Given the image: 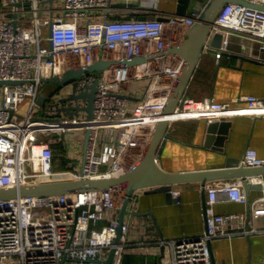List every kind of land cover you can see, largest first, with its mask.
Listing matches in <instances>:
<instances>
[{
    "label": "built area",
    "instance_id": "built-area-1",
    "mask_svg": "<svg viewBox=\"0 0 264 264\" xmlns=\"http://www.w3.org/2000/svg\"><path fill=\"white\" fill-rule=\"evenodd\" d=\"M249 1L264 5V0ZM158 2L136 0L142 6L134 9L111 8L107 0H0V81L21 82L0 85V188L116 177L139 162L183 60L172 54L134 65L119 62L165 50L179 40L178 30L187 32L199 16L195 11L162 16ZM211 30L222 34L216 59L228 51L232 35H245L264 46V11L225 4ZM101 62L119 65L84 73L56 90H44L43 79ZM95 82L91 119L82 111L72 117L58 113L61 107L83 106L81 100L61 104L60 99L73 91L84 93ZM40 95L47 97L42 106L37 104ZM35 109L42 115H36ZM80 113L84 116L78 118ZM234 114L263 116L264 96L246 94L224 102L213 95L202 100L184 95L168 120L203 119L209 124ZM68 131L77 134L65 140ZM55 144L63 147L59 156L68 162L64 169L55 168ZM239 162L245 168L264 167V158L252 147L246 148ZM251 182L264 187L263 176ZM243 185L241 179L204 185L206 229L195 237L167 241L172 264H213V239L257 231L251 222L264 217V192L250 201ZM172 195L178 202L179 192ZM123 196L105 190L0 201V264H104L111 249L112 264H121L131 230L126 216L134 211L136 192L115 243ZM220 201L243 204L249 214H217L213 207Z\"/></svg>",
    "mask_w": 264,
    "mask_h": 264
},
{
    "label": "crops",
    "instance_id": "crops-1",
    "mask_svg": "<svg viewBox=\"0 0 264 264\" xmlns=\"http://www.w3.org/2000/svg\"><path fill=\"white\" fill-rule=\"evenodd\" d=\"M130 2L135 4L136 0ZM173 7L172 0H159L158 14L171 15ZM148 16L140 15V18ZM185 33V29H179L176 37L181 40ZM228 47V51L219 59L215 58V52L202 54L199 66L210 71L212 77L207 78V72L200 73L198 80L189 85L186 96L202 100L213 95L224 102L246 94L264 96V53H261L264 46L261 41L245 35H232ZM223 118L229 120L231 126L221 153L203 146L207 125L205 120L170 123L166 143L156 154L161 168L175 173L221 167L228 157L240 160L247 147L254 148L264 158V115L234 114ZM55 159L59 166L57 169H62L60 159ZM173 191L180 194L178 202L173 197L167 199L164 193L136 192L133 210L144 214L126 216L131 230L121 264H172V250L167 241L195 237L205 231L201 185L197 182L177 184ZM263 192L256 188L250 189L249 200L259 198ZM213 208L221 215L246 214L248 209L243 204L226 201L216 203ZM251 224L257 231L248 236L236 235L230 239L220 237L210 242L213 264H264V217L255 218Z\"/></svg>",
    "mask_w": 264,
    "mask_h": 264
},
{
    "label": "water",
    "instance_id": "water-1",
    "mask_svg": "<svg viewBox=\"0 0 264 264\" xmlns=\"http://www.w3.org/2000/svg\"><path fill=\"white\" fill-rule=\"evenodd\" d=\"M51 2L52 0H48ZM174 2L173 12L178 16H186L189 11L199 13L195 23L189 27L184 37L170 45L165 50L154 53V55H145L142 57L131 58L123 62L126 65H134L137 63L153 60L154 58H163L167 55L177 54L183 60L182 68L180 69L175 81L173 89L166 100L164 109L162 110L159 121L156 123L149 139L146 141L142 157L134 166L116 177H104L100 179H58L50 182H38L32 185H20L12 188H0V201L16 199L18 197H34V196H52V195H69V193H87L112 190L122 192L123 201L118 209L119 212V230L115 243L121 234V225L125 215L128 213L127 207L130 197L133 193L144 190L146 194L164 193L166 198L173 197V187L177 184L197 182L201 185L202 190V208L205 221V190L204 185L215 180L241 179L244 181L243 188L246 195L249 196V191L252 188L264 190V187L258 184H253L251 178L263 176L264 167H243L240 165L239 159L226 158L225 164L221 167L211 169H198L193 171L168 172L161 168L157 160V151L162 147L167 140V130L170 125L169 116L174 113L175 108L179 104V100L186 94V91L192 82L198 80L200 73L207 72V78L212 77L210 71L204 70L199 66V61L204 53V47L208 48L207 52H215L219 49L222 41V34L219 32L212 33L211 27L215 24V20L220 13L221 8L228 3H236L245 5L257 10L264 11V5L254 4L249 0H172ZM137 3H127L123 0H107V6L118 7H135ZM109 9H104V14L107 15ZM107 19V17H106ZM106 19L104 22H106ZM160 19L164 20L163 17ZM15 22V21H14ZM264 53V48L261 49ZM119 63L101 62L83 69H73L64 75H57L53 78L43 79L44 85L53 83L59 87L65 85L72 79L81 77L84 73H98L104 67L119 65ZM20 81H0V85L20 84ZM89 90L84 93L76 94L74 91L67 98L60 99L63 104L67 101L77 102L81 100L83 106L76 107H61L58 108V113L68 114L72 117L74 114L82 111L86 113L87 119H91L94 110L93 100L96 92V82L89 86ZM47 97L40 95L37 98V104L42 106ZM231 122L221 119L209 122L205 128L204 147L213 149L219 153L223 152L225 142L228 140L229 128ZM89 130H86L84 136V148L88 144ZM175 200V199H174ZM176 201V200H175ZM131 215L141 216L144 213L130 212ZM249 209L247 210V215ZM248 220V219H247ZM114 259V249L108 252L104 264H112Z\"/></svg>",
    "mask_w": 264,
    "mask_h": 264
},
{
    "label": "rangeland",
    "instance_id": "rangeland-1",
    "mask_svg": "<svg viewBox=\"0 0 264 264\" xmlns=\"http://www.w3.org/2000/svg\"><path fill=\"white\" fill-rule=\"evenodd\" d=\"M11 7H12V5L10 7H8V8L11 9ZM3 18H5V16H3ZM59 88L60 87L57 84H53V83H49V84L44 85V90H51V91H53V90H56V89H59ZM34 113L36 115H42V113L39 112V109H35ZM83 116H84V114L83 113H80V115L78 116V118L83 117ZM75 134H77V131H68V133H66L64 135V138H65V140H67L68 137H72Z\"/></svg>",
    "mask_w": 264,
    "mask_h": 264
},
{
    "label": "trees",
    "instance_id": "trees-1",
    "mask_svg": "<svg viewBox=\"0 0 264 264\" xmlns=\"http://www.w3.org/2000/svg\"><path fill=\"white\" fill-rule=\"evenodd\" d=\"M149 17L150 16H148V18ZM52 147H53V151H54V154H55V158L60 159L59 160V165H61L60 168L62 167V169H64L68 165V162L64 158H62L60 156L56 157L57 153L60 154V153L63 152L62 145L61 144H55ZM55 163H56V159H55ZM55 168H59V166L57 165V163L55 164Z\"/></svg>",
    "mask_w": 264,
    "mask_h": 264
}]
</instances>
